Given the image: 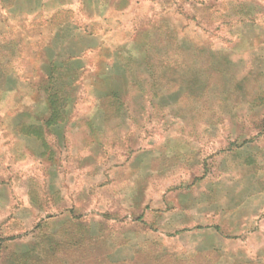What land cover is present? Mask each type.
<instances>
[{
	"label": "rangeland",
	"instance_id": "374dc122",
	"mask_svg": "<svg viewBox=\"0 0 264 264\" xmlns=\"http://www.w3.org/2000/svg\"><path fill=\"white\" fill-rule=\"evenodd\" d=\"M35 1L0 0V264H264V0H163L154 94L127 82L130 47L58 85L74 94L50 128L49 64L19 38L54 31Z\"/></svg>",
	"mask_w": 264,
	"mask_h": 264
},
{
	"label": "crops",
	"instance_id": "0c3cea01",
	"mask_svg": "<svg viewBox=\"0 0 264 264\" xmlns=\"http://www.w3.org/2000/svg\"><path fill=\"white\" fill-rule=\"evenodd\" d=\"M162 1L37 0L27 17L54 25V31L48 36L42 26L20 31L19 38L25 42L24 54L40 58V64H49L58 55L52 45L57 47L59 41L67 39L71 56L81 73L87 70L89 63L99 64L98 67L104 63L112 64L122 49L145 47L158 30L163 27L174 29L175 25L170 20L172 9H164ZM165 1L167 4L169 0ZM64 14H70L78 25L71 22L72 25L68 26ZM90 55H93L91 60Z\"/></svg>",
	"mask_w": 264,
	"mask_h": 264
},
{
	"label": "trees",
	"instance_id": "16d2710c",
	"mask_svg": "<svg viewBox=\"0 0 264 264\" xmlns=\"http://www.w3.org/2000/svg\"><path fill=\"white\" fill-rule=\"evenodd\" d=\"M159 32L160 31L158 30L155 33ZM151 44L152 41H149L145 47H142V49H144V62L137 63L138 67L140 68V70H138V73H134L132 68L128 67L127 65L125 67V72L123 73L129 85L132 87H136L142 94H146V96L154 94L153 92H155L156 83H158L159 80L154 73L151 61L148 60L150 59L148 56V50ZM168 47L170 46L168 45ZM123 51L125 50L122 49L121 53ZM122 58L123 57H121V59ZM131 62L134 63L135 59H133ZM72 63H75L72 57H69V59L66 60H62L61 62L53 60V62L49 63V70L46 74L47 82L43 91L47 97V101L49 104L48 116L43 121V125L45 126V128L54 127L66 121V108L74 92H63L58 87V85L64 84L66 82L67 84H73L78 81L79 75L77 74V72L79 71V68L75 66V68L73 69ZM107 100L111 106H116L119 111L123 109V103L115 93H111L110 97L107 98ZM21 130L27 136H33L39 139L42 138L40 132L33 127L27 126L22 128Z\"/></svg>",
	"mask_w": 264,
	"mask_h": 264
}]
</instances>
